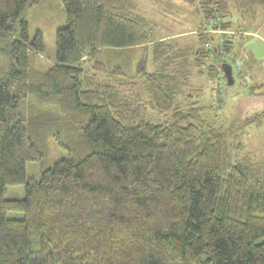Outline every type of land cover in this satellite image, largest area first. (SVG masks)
Listing matches in <instances>:
<instances>
[{
    "label": "trees",
    "instance_id": "1",
    "mask_svg": "<svg viewBox=\"0 0 264 264\" xmlns=\"http://www.w3.org/2000/svg\"><path fill=\"white\" fill-rule=\"evenodd\" d=\"M38 1L0 0V264H264V156L242 138L264 116V80L235 119L177 102L191 66L205 72L203 58L230 50L226 34L264 22V0H184L202 13L197 47L154 39L138 0H60L51 64L43 33L29 37ZM127 48L146 51L133 76L98 59ZM51 139L68 155L28 177ZM18 184L24 197L7 198Z\"/></svg>",
    "mask_w": 264,
    "mask_h": 264
},
{
    "label": "rangeland",
    "instance_id": "2",
    "mask_svg": "<svg viewBox=\"0 0 264 264\" xmlns=\"http://www.w3.org/2000/svg\"><path fill=\"white\" fill-rule=\"evenodd\" d=\"M138 3L139 12L155 21L151 33L154 39L172 36L181 46L193 45L197 47L202 44L195 34V30H199L203 23L202 13L197 5H190L184 0H174L171 11L168 12L162 5L153 0H138ZM237 19L235 18L236 25L242 23L240 18ZM28 21L31 39L38 30L43 33L45 50L41 57L48 64L54 63L57 49V30L67 23L63 2L60 0H39L29 9ZM244 23L245 27L249 30H255V32H252V35L226 34L225 38L228 37L232 40L231 44H228L231 46L230 50L215 59L212 56L211 58H203L202 70L205 72L201 73L198 67L191 66V90L188 89V96L178 98V103L186 105L198 100L199 105L207 106L203 111V116L211 121L222 118L231 120L242 114L246 104L245 96L252 91L255 84L264 80V22L259 21L258 26L245 21ZM219 35L220 33L216 32L214 37L218 39ZM145 56L146 51L140 48L105 49L98 59L103 61L106 66L121 65L128 70L129 75L133 76L136 73L138 63L144 60ZM228 61L234 66L232 82H228L222 69L223 63ZM45 62L43 65H39L42 67ZM214 66H219L222 70L211 77L209 72ZM242 138L248 151L257 158L263 157L264 116L251 124H247L243 129ZM49 145L50 153L46 161H29L27 163L28 177L39 178L42 168L50 166L56 158L68 155L67 151L59 147L53 139L50 140ZM24 195L25 187L23 184L9 185L5 194L7 198H23ZM7 215L21 218L24 213L8 211Z\"/></svg>",
    "mask_w": 264,
    "mask_h": 264
},
{
    "label": "water",
    "instance_id": "3",
    "mask_svg": "<svg viewBox=\"0 0 264 264\" xmlns=\"http://www.w3.org/2000/svg\"><path fill=\"white\" fill-rule=\"evenodd\" d=\"M223 70L225 72V75L229 78H231L232 75V66L228 65V67H225V65H223Z\"/></svg>",
    "mask_w": 264,
    "mask_h": 264
}]
</instances>
